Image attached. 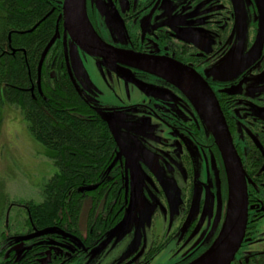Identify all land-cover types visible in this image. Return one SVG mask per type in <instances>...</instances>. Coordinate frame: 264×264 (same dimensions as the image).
I'll list each match as a JSON object with an SVG mask.
<instances>
[{
  "label": "flooded vegetation",
  "instance_id": "obj_1",
  "mask_svg": "<svg viewBox=\"0 0 264 264\" xmlns=\"http://www.w3.org/2000/svg\"><path fill=\"white\" fill-rule=\"evenodd\" d=\"M64 4L65 0H36L42 20L31 30L47 28L52 33L39 61L58 35L42 65L51 69L50 82L55 86L59 73L66 74L90 113L101 119L99 110L119 123L137 126L119 128L127 145L123 153L101 119L113 138L115 164L98 186L69 195L76 214L65 218L60 213L50 233L36 235L35 228L13 236L5 233L0 249L6 252L5 264H17L15 254L20 251L24 264H192L214 245L227 216L228 171L211 126L171 83L83 51L66 30ZM83 4L94 33L106 46L182 65L207 83L247 185L244 240L231 264H264V0ZM80 61H85L86 71L94 72V84ZM140 85L153 91L146 94ZM128 113L136 118L127 119ZM125 152L149 179L142 193L133 187L139 170L128 165ZM147 153L155 159L149 158V164H157L166 188L140 162ZM135 196L126 233L106 243ZM101 245L104 249L97 252Z\"/></svg>",
  "mask_w": 264,
  "mask_h": 264
},
{
  "label": "trees",
  "instance_id": "obj_2",
  "mask_svg": "<svg viewBox=\"0 0 264 264\" xmlns=\"http://www.w3.org/2000/svg\"><path fill=\"white\" fill-rule=\"evenodd\" d=\"M39 11L36 0H0V107L19 109L30 135L56 168L42 187L43 201L24 204V230L43 231L56 224L60 213L65 218L76 214L69 195L100 184L114 163V143L106 124L84 107L66 74L59 73L53 86L51 69L42 66L40 94L39 59L52 33L47 28L32 32ZM4 238L1 234L0 249ZM5 253L0 252V264L7 261ZM15 256L17 264H24L22 251Z\"/></svg>",
  "mask_w": 264,
  "mask_h": 264
},
{
  "label": "water",
  "instance_id": "obj_3",
  "mask_svg": "<svg viewBox=\"0 0 264 264\" xmlns=\"http://www.w3.org/2000/svg\"><path fill=\"white\" fill-rule=\"evenodd\" d=\"M64 15L66 30L69 31L73 41L75 40L74 42H76L83 51L92 56L107 60L114 65H117L119 63L129 68L143 70L151 75L165 80L166 82L171 83L172 85L177 87L179 91L193 104L197 112L202 117L206 118L211 126L209 129L211 130L217 140V143L221 147L225 160L229 178V201L226 220L218 239L201 258L197 259L192 264H231L244 240L245 229L248 220L247 185L241 167L240 159L237 156L236 151L232 145V141L229 136L227 127L223 121L219 105L207 83L195 71L187 67H183L182 65H178L173 62L157 61L155 59L142 57L129 51L115 50L103 44L94 33L88 21V18L85 14L83 0H65ZM57 37L58 35L53 37L49 45L44 50L38 67V89L40 93V74L42 65L45 57L47 56ZM74 55L77 59H79L76 51H74ZM80 65L82 67L81 61ZM140 88L146 94H149L151 91H153V88L148 87L147 85H140ZM97 113L101 117V119L105 123H107L112 137L117 143L119 149H121L122 152L124 149L126 151L127 145L125 144L123 137L119 132V128L128 130V128L136 127L137 123H127L124 121H121V123H119L112 117L101 113V111L99 110L97 111ZM127 156L129 158L127 162L128 165L132 168H138L140 174L138 176V179L135 178L134 185H132L133 187L139 189L142 193L145 182L149 183V179L137 164L139 162L131 158L129 154H127ZM146 158L145 160L141 158L140 162L146 163L166 188L163 175L160 174L157 164V169L156 167H152L149 164V158L153 160L155 159L149 153L146 154ZM114 164L115 162L113 163V165ZM135 198L136 196L134 198L132 197L126 217L110 233V237L106 243L111 241L117 235L126 233L129 227V221L131 219L132 212L134 211V207H136L133 206L132 209V205L135 204ZM50 231L51 229L38 231L36 235L47 234L50 233ZM103 249L104 248L101 245L97 249V252L102 251Z\"/></svg>",
  "mask_w": 264,
  "mask_h": 264
},
{
  "label": "rangeland",
  "instance_id": "obj_4",
  "mask_svg": "<svg viewBox=\"0 0 264 264\" xmlns=\"http://www.w3.org/2000/svg\"><path fill=\"white\" fill-rule=\"evenodd\" d=\"M83 64L85 75L91 82L97 81L94 72L86 71ZM124 115L136 118L131 113ZM55 173L56 168L46 158L42 145L30 135L19 109L8 104L0 107V235L24 232V204H40L42 187Z\"/></svg>",
  "mask_w": 264,
  "mask_h": 264
}]
</instances>
